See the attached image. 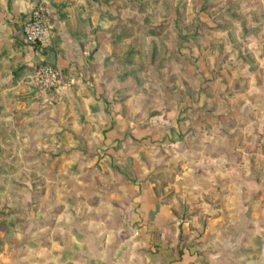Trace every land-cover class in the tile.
<instances>
[{
    "label": "crops",
    "instance_id": "crops-1",
    "mask_svg": "<svg viewBox=\"0 0 264 264\" xmlns=\"http://www.w3.org/2000/svg\"><path fill=\"white\" fill-rule=\"evenodd\" d=\"M36 7L50 27L40 46L21 28ZM102 9L0 0V151L18 157L1 164L22 167L17 184L7 180L25 199L14 230L0 227V264H264V157L233 159L227 127L223 157L210 153L222 146L213 136L196 144L197 173L175 177L195 185L170 196L152 160L176 155V127L152 114L113 44L108 27L121 19ZM42 65L58 72L57 87L36 81Z\"/></svg>",
    "mask_w": 264,
    "mask_h": 264
},
{
    "label": "rangeland",
    "instance_id": "rangeland-1",
    "mask_svg": "<svg viewBox=\"0 0 264 264\" xmlns=\"http://www.w3.org/2000/svg\"><path fill=\"white\" fill-rule=\"evenodd\" d=\"M83 1H102L109 19L118 14L120 22L108 28L117 34L113 44L120 45L124 66H132L136 88L144 81L152 114L166 119L168 131L176 127V155L164 151L152 160L157 184L170 196L195 185L175 177L197 173L195 158L205 151L196 144L213 136L222 146L210 153L223 157L227 127L233 131V159L243 151L264 157V0ZM254 144L258 149H250ZM9 157L0 151V227L8 232L16 225L15 208L25 205V199L13 197L7 180L22 167L1 164Z\"/></svg>",
    "mask_w": 264,
    "mask_h": 264
},
{
    "label": "built area",
    "instance_id": "built-area-1",
    "mask_svg": "<svg viewBox=\"0 0 264 264\" xmlns=\"http://www.w3.org/2000/svg\"><path fill=\"white\" fill-rule=\"evenodd\" d=\"M22 34L25 41L32 46H40L48 41L50 36L49 20L43 7L34 8L22 24ZM36 81L45 88H54L59 84L58 72L51 66L42 65L34 74Z\"/></svg>",
    "mask_w": 264,
    "mask_h": 264
}]
</instances>
